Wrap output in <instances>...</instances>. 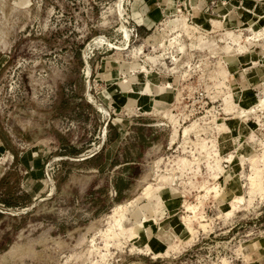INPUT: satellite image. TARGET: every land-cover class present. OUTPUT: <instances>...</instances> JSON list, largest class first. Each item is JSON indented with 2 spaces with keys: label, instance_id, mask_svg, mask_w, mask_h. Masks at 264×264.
I'll list each match as a JSON object with an SVG mask.
<instances>
[{
  "label": "rangeland",
  "instance_id": "1",
  "mask_svg": "<svg viewBox=\"0 0 264 264\" xmlns=\"http://www.w3.org/2000/svg\"><path fill=\"white\" fill-rule=\"evenodd\" d=\"M147 1L0 0V208L27 207L0 215V264H264V0H156L168 14L150 28ZM131 81L137 96H106ZM106 122L120 155L78 160ZM147 183L163 187L138 196ZM136 196L139 243L105 249L107 214Z\"/></svg>",
  "mask_w": 264,
  "mask_h": 264
},
{
  "label": "bare ground",
  "instance_id": "2",
  "mask_svg": "<svg viewBox=\"0 0 264 264\" xmlns=\"http://www.w3.org/2000/svg\"><path fill=\"white\" fill-rule=\"evenodd\" d=\"M228 18V17H227ZM182 21V20H181ZM121 27H122V25H121ZM184 29H186V31L188 30L187 29V25H186V23H184ZM123 29H124V33H127V35H128V32H130V29H128L125 25H123ZM120 30V29H119ZM133 30V29H132ZM122 32V31H121ZM123 33V32H122ZM123 33V34H124ZM125 37L127 38L128 36H126V34H125ZM103 42H107V40L106 39H104V38H101V37H98V38H96V39H94L93 41H92V43H90L89 45H88V49L91 47V46H93V45H100L101 43H103ZM110 44V43H109ZM126 44V43H125ZM112 45V44H111ZM88 51H85V53H84V61H85V64H86V72H85V74H86V77H87V79H86V81L87 82H89V79H88V76H89V74H90V68L88 67V64H87V56H88ZM88 95V98H90L91 100H92V98H93V94L92 93H87ZM151 101V100H150ZM154 101V100H153ZM94 102H96V101H94ZM150 104V106H152L153 104H152V102H150L149 103ZM99 107V109H100V111H102L104 114H107V109H105L104 107H102V106H98ZM107 124H108V122H106L105 123V125H104V130H103V132H102V134H101V136L100 135H98L97 136V141H95V142H93V144H92V147L91 148H89V149H87L86 151H84L82 154H80V156H79V158H78V160H84V159H87V158H89V157H91V156H93L94 154H96L97 152H99L100 151V149L102 148V146H103V141H104V138L107 136ZM193 125V124H192ZM191 125H189V126H187V127H185L184 128V130H183V135L186 137L187 136V134L189 133V131L190 130H192V127L193 126H191ZM194 127H195V125H194ZM176 135H177V128L176 127H174L173 128V131H172V134H171V141L170 142H172L175 138H176ZM169 139V140H170ZM51 155H53V154H51ZM259 158H262L263 159V161H264V154H262V157H259ZM56 159H58L57 157H53L50 161H49V163H48V166H50V164L54 161V160H56ZM261 159V160H262ZM73 160V159H72ZM160 160V159H159ZM254 160H255V158L253 159V158H251L250 159V161L252 162V164H253V162H254ZM159 162V161H158ZM185 162L186 161H184V159L182 160V166H178V168L181 170L180 172H182V170H184L183 168H185ZM180 163V162H179ZM187 163V162H186ZM46 170L48 171V168H46ZM46 171V172H47ZM168 174V173H167ZM258 174V173H257ZM252 175V174H251ZM259 175V174H258ZM258 175H253L254 177H252L251 178V180H250V189H254V188H256L257 186H259V185H261L260 184V180H261V178L258 176ZM160 178H161V180L162 181H165L166 183H168V184H171L172 182H173V180H174V178H175V175L173 174V173H171L170 175H167V176H165V175H161L160 176ZM262 183V182H261ZM163 186H160V187H156V188H153L152 187V184L151 183H147L144 187H143V189H142V191L140 192V195H138V196H143V195H147L150 191H152V195H153V192H157L158 190H160L161 188H162ZM53 188H54V186H53ZM204 189H205V193H208L209 191H214L215 192V194L218 192V185H216V184H213L212 186H204ZM258 189V188H257ZM263 190V189H262ZM250 191V190H249ZM252 193V192H251ZM255 193V192H254ZM206 195V194H205ZM138 196H136V197H133V198H131V199H129V200H127L125 203H119V204H116L115 206H113V208H112V210L110 211V213L109 214H107L108 216H107V218H110V220L108 221V222H110V224L107 226V228H105L104 230H102L101 231V234L104 236V240H105V243H104V248L106 249V248H108V246H110V240L112 241V240H114V239H119V237L120 236H122V237H124V236H127L126 234L128 233V238H132L133 240H134V243H139V241H137L136 239H139V238H141L142 237V235L141 234H139L138 232H136L135 231V229H134V227H133V225H131V226H129V227H126L125 225H124V222H125V220H126V217H125V212H126V210L127 209H129L128 208V206H131V205H134L133 203L136 201V199H137V197ZM241 196V195H240ZM241 201V197H239V196H235V198L233 199V201L231 202V205H232V207L233 206H235L236 205V203H238V202H240ZM158 204H159V202H158ZM3 207H5V206H3ZM197 207L198 206H195V205H192V204H187L186 205V210L188 211V212H190V214H186V215H184L183 216V220H184V222L186 223V227H187V230H188V232L190 233V239H192L194 236V228L191 226V221L195 218L196 219V217H198L199 218V216H197L196 215V210H197ZM27 209V207L26 208H23V207H10V208H0V213L1 214H12V215H14V214H19V213H23L25 210ZM192 213V214H191ZM134 217H135V224L137 225L138 223H140V220L136 217V215H134ZM145 218H147L146 216H145ZM200 218H203L202 216H200ZM148 219V218H147ZM154 219V218H153ZM149 220V219H148ZM199 224L202 226V228L204 227L205 228V226L207 225V223H205V222H202V220H199ZM113 226H116L117 227V229H118V232L116 233L115 231H114V228H113ZM206 229V228H205ZM100 232V231H99ZM95 235H97V234H95ZM160 236V235H159ZM92 239H90L91 241V244H90V247H89V249L87 250L88 252L89 251H95V249H97V250H99L98 249V246L96 247L95 246V237L93 236V237H91ZM117 239V240H118ZM115 241V240H114ZM120 241V240H119ZM118 241V242H119ZM115 243V242H114ZM117 244H119V243H117ZM146 249L147 250H150V247H149V245L147 244V242H146ZM103 254V253H102ZM102 256V255H101ZM104 256H105V254H104ZM103 257V256H102Z\"/></svg>",
  "mask_w": 264,
  "mask_h": 264
},
{
  "label": "crops",
  "instance_id": "3",
  "mask_svg": "<svg viewBox=\"0 0 264 264\" xmlns=\"http://www.w3.org/2000/svg\"><path fill=\"white\" fill-rule=\"evenodd\" d=\"M147 3L149 4L148 7L153 6V9L149 8L150 11H148L149 9L146 10L145 4H144V7L141 9V12H139V13L137 12L134 14L136 17H139L140 22L141 21L143 22V23H141L142 26H145L146 28H150L151 26H157V24H161L162 20H166V16L168 14L167 13L168 9L166 7L161 8L159 2L156 0H148ZM202 4H205V3H202ZM197 13L199 14V12H197ZM169 14H170V10H169ZM115 73H116V78L120 76L119 75L120 70L117 69L115 71L109 72L110 78H114ZM102 74L103 73H101V75ZM131 75H134V73H132ZM120 86L121 87H119V86L116 87V86H114V84L108 85V87L106 89L108 91V93H106V96H111V98H112L111 100H119V98L121 96H123V94H125V96L129 95V96L135 97V96H137V94L140 93V85L138 82L134 83V81H131L129 83V86L127 85L128 86L127 89H123L126 86L125 83H121ZM87 93H89V91ZM138 101H139V98L136 99L137 103H139ZM123 135H124V133L121 132V130H119V134H118L117 138L115 140H113L108 145V147L105 148V150L102 148L101 152L99 151L96 154H94V156L95 155H101V154L105 155V160H104V162H102L101 166H99L100 168H103L105 165L109 164L111 162L113 155H117V154L120 155V152L117 150V148L119 146H121L122 138H124ZM0 145H2L1 142H0ZM24 155H28V153L26 152ZM94 156H91V157L87 158L86 160L84 159L83 161L88 162V160L92 159ZM254 255H256V253H254Z\"/></svg>",
  "mask_w": 264,
  "mask_h": 264
},
{
  "label": "trees",
  "instance_id": "4",
  "mask_svg": "<svg viewBox=\"0 0 264 264\" xmlns=\"http://www.w3.org/2000/svg\"><path fill=\"white\" fill-rule=\"evenodd\" d=\"M93 156H94V155H93ZM85 160H86V159H85ZM0 215H3V214L0 213Z\"/></svg>",
  "mask_w": 264,
  "mask_h": 264
}]
</instances>
